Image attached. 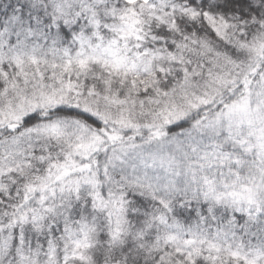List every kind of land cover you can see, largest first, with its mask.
Returning a JSON list of instances; mask_svg holds the SVG:
<instances>
[{
  "label": "snow or ice",
  "instance_id": "6c2138e0",
  "mask_svg": "<svg viewBox=\"0 0 264 264\" xmlns=\"http://www.w3.org/2000/svg\"><path fill=\"white\" fill-rule=\"evenodd\" d=\"M0 264H264V0H0Z\"/></svg>",
  "mask_w": 264,
  "mask_h": 264
}]
</instances>
